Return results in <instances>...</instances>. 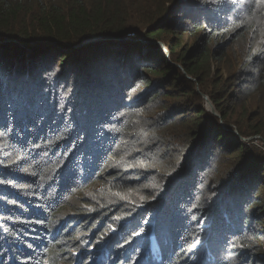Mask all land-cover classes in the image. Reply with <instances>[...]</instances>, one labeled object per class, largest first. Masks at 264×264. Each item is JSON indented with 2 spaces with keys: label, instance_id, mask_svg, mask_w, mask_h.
<instances>
[{
  "label": "trees",
  "instance_id": "obj_1",
  "mask_svg": "<svg viewBox=\"0 0 264 264\" xmlns=\"http://www.w3.org/2000/svg\"><path fill=\"white\" fill-rule=\"evenodd\" d=\"M262 45L260 0H0V264H264ZM200 92L228 124L263 103L235 135ZM228 151L242 178L212 182Z\"/></svg>",
  "mask_w": 264,
  "mask_h": 264
},
{
  "label": "rangeland",
  "instance_id": "obj_2",
  "mask_svg": "<svg viewBox=\"0 0 264 264\" xmlns=\"http://www.w3.org/2000/svg\"><path fill=\"white\" fill-rule=\"evenodd\" d=\"M91 39H92V37H91ZM91 39H89L90 42H92ZM89 40H86L84 42H87ZM141 40L143 42H146V43L151 44L149 41H146L144 37L141 38ZM185 40H187V39H185ZM251 43H253L252 42V36H248L247 39L242 44L237 43V44H235L233 46H230L228 48V51H227V54H226V58H225L228 61L229 64L228 65H224L223 66V70H221L222 68H219V70H217L216 73H215V77H217V75L219 74L220 77L229 78V70H230L231 64H233L237 69H240V67H241L240 66L241 59L243 58L242 49H244V50H246L248 52L250 50V44ZM163 44H165V43H163ZM151 45H154V44H151ZM165 46H166V44H165ZM262 47L264 48V45H262ZM58 82H60V81H58ZM214 82L215 81L212 82V86H213ZM73 83H74V81H72V85H70L67 82H65L63 86L58 87V88H62V90H60V92H57L55 90H51V91L50 90H47L44 94L41 95V101H44V102H47L48 101V104H53L54 107H55V109H56V105H57V103H58L59 100H61V99L66 100L67 99V96L66 95L72 89ZM54 88H57V87L54 86ZM214 91L217 92V93L218 92H221L222 93V96L220 98L223 99L224 97H226L225 95H226L228 89L225 92H223V90H217V89L214 90ZM200 94H201V97H202V99L204 101V108H205V110L208 111L209 113H211L214 117L218 118L220 120V123H221L222 127L227 132H232L235 135H238L239 133H238L236 127L234 126L235 125L234 119H239L241 122H245L246 124L247 123H252L251 122V119H250V115H252V114L255 113V107H256V105L258 103H261V104L263 103V100L262 99L257 100L256 98H254L252 100H248L247 99V96H245L244 97V100L249 101V104H248L249 109L243 111V106H242L243 105V100H236V101H233V102H230V103L229 102L227 103L225 101L224 102L225 105L226 106H229V109L232 110L235 113L234 116L230 117L231 122H230V124H228V123H226L223 120V116L217 110L216 106L213 104V102L211 101V99L209 98L210 101L212 102V104L215 107L216 114L212 113L209 110L208 105H207V103H206V101H205V99L203 97V95H205V94H202L201 92H200ZM186 106L189 107V105H186ZM186 111L187 110H185L184 112H186ZM242 139H243V141L247 142L250 147L256 148L258 150L256 152V154L259 156V158L258 157H254L253 159H251L249 162H247L245 164V166L250 165V168L249 169L255 168V171H259L260 174H261L263 172V168L262 167L260 168V166L258 164H261L264 161V140H262V138L260 136L248 137V138H242ZM214 148H216V147L214 146ZM218 148H220V147H218ZM216 151L219 152L220 149H217ZM232 157H234V154H231V152L228 151L227 154L223 155L222 157L216 158L220 162L221 165H225L226 167H225L224 170H222V172L220 174H215L212 177L213 178L212 182L219 183L218 181H220L222 179L223 180H226V181H228L227 179H232V180H234V182L237 183V181L242 178V176H240V174L242 172V169L245 166H241L240 168H238L239 165H235L234 164L235 161L232 159ZM167 164H169V166H170V162L169 161L167 162ZM231 171H233V172L231 173ZM234 175H237V179H234ZM238 177H239V179H238ZM263 182H264V177L261 179V181L260 180L258 181L259 184L257 183L258 186L256 185L255 189H258V191H261L262 192L261 197L263 196V198H264V187L263 188L260 187V183H263ZM253 184H254V181L253 182L251 181V184L248 186L249 190L252 189V185ZM149 185L150 184H146L143 187H145L146 189H148ZM220 189H221V192L217 194V198L220 197L222 195V193L224 192V190H225L223 186H221ZM136 195H137V197L138 196L139 197H144L145 196V192H144V190H141V191L140 190H137ZM201 219H203V218L201 217ZM253 224L251 225V228H255L256 227ZM258 226H260V228H263L264 229V217H263V220L262 221L260 220V222L258 223ZM81 236L82 235H79L78 238H80ZM253 245H255V244H253ZM257 253L260 256H264V250L263 249H262V251H258ZM123 258L124 257L121 256V255L118 256V259H119V263L120 264H121V261H122ZM127 263H128V261H127Z\"/></svg>",
  "mask_w": 264,
  "mask_h": 264
},
{
  "label": "water",
  "instance_id": "obj_3",
  "mask_svg": "<svg viewBox=\"0 0 264 264\" xmlns=\"http://www.w3.org/2000/svg\"><path fill=\"white\" fill-rule=\"evenodd\" d=\"M99 39H111V40H120V39H117V38H114V37H105V38H102V37H92V41H97V40H99ZM140 41H142L141 39H140ZM147 41V40H146ZM90 42V40L89 41H87V42H83L82 43V45L83 44H85V43H89ZM146 43V42H145ZM151 44H154V45H156V46H159V47H161L163 50H164V52L167 54V56L169 57V51H168V48L165 46V44H163L162 42H150ZM203 97H204V99H205V101H206V103H207V105H208V108H209V110L212 112V113H214V114H216V112H215V107H214V105L212 104V102L210 101V99H209V97L208 96H206V95H203Z\"/></svg>",
  "mask_w": 264,
  "mask_h": 264
},
{
  "label": "snow or ice",
  "instance_id": "obj_4",
  "mask_svg": "<svg viewBox=\"0 0 264 264\" xmlns=\"http://www.w3.org/2000/svg\"><path fill=\"white\" fill-rule=\"evenodd\" d=\"M233 2H235V0H233ZM260 2L264 3V0H260ZM0 183H2V181H0Z\"/></svg>",
  "mask_w": 264,
  "mask_h": 264
},
{
  "label": "clouds",
  "instance_id": "obj_5",
  "mask_svg": "<svg viewBox=\"0 0 264 264\" xmlns=\"http://www.w3.org/2000/svg\"><path fill=\"white\" fill-rule=\"evenodd\" d=\"M164 51V50H163ZM165 53V52H164Z\"/></svg>",
  "mask_w": 264,
  "mask_h": 264
}]
</instances>
